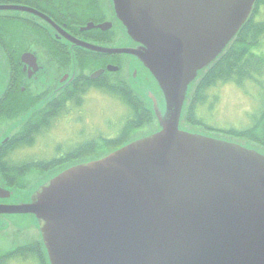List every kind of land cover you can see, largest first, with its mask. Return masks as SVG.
<instances>
[{
  "label": "water",
  "instance_id": "1",
  "mask_svg": "<svg viewBox=\"0 0 264 264\" xmlns=\"http://www.w3.org/2000/svg\"><path fill=\"white\" fill-rule=\"evenodd\" d=\"M111 2L128 44L84 46L130 57L128 83L156 128L0 204V230L36 226L47 264H264V147L183 123L256 0ZM10 9L31 11L0 5ZM20 191L0 187V199Z\"/></svg>",
  "mask_w": 264,
  "mask_h": 264
},
{
  "label": "flooded vegetation",
  "instance_id": "2",
  "mask_svg": "<svg viewBox=\"0 0 264 264\" xmlns=\"http://www.w3.org/2000/svg\"><path fill=\"white\" fill-rule=\"evenodd\" d=\"M0 5L31 10H0V66L7 65L9 72L8 85L0 92V122L5 121L0 131V187L25 190L41 173L60 165L55 163L73 149L96 138L88 137L78 146L53 152L49 157L34 152V156L17 159V151L33 149L41 140H48L46 133L54 122L66 113L73 114L76 102L89 92L100 90L87 87L82 80L128 87L132 60L122 53L84 46L111 48L128 44L125 27L111 0H0ZM80 84H85L81 89L88 90L77 89ZM52 139L59 140L57 136ZM31 175L38 177L30 184L24 177ZM0 204H11V200L1 198ZM37 231L36 228L35 237ZM20 247L11 244L3 250L12 252Z\"/></svg>",
  "mask_w": 264,
  "mask_h": 264
},
{
  "label": "rangeland",
  "instance_id": "3",
  "mask_svg": "<svg viewBox=\"0 0 264 264\" xmlns=\"http://www.w3.org/2000/svg\"><path fill=\"white\" fill-rule=\"evenodd\" d=\"M257 19L264 21V6L260 8ZM0 74V89L1 86L4 89L8 85L9 72L7 65L1 66ZM259 79V83L248 82L243 88L236 86L234 83H219L214 87L208 88L205 92L208 95L206 102L203 106L201 105L197 116L207 126L212 127L215 133L230 129H245L253 126L256 120L260 116L262 117L261 113L264 111V81L261 78ZM131 112L130 108L120 98L118 99L114 95L101 90H92L76 105L73 114L66 113V115L61 117V120L51 125L46 133L49 136L48 140H41V143L37 142L38 144L33 149H21L17 151L15 156L17 159H21V157L34 156L31 153L37 152L39 154H34L49 157L53 152L62 151V149L69 150L73 146H78L84 139L87 141L88 137L89 139L99 138V136L114 138L124 126ZM152 121H150V125L148 124L146 127L134 132L131 135L132 139L146 135L149 131L155 129V124L153 125ZM4 122H0V131L5 128ZM53 136H57L59 140L55 141L52 139ZM111 149L107 148L106 152ZM104 152L103 150L102 152L93 153L89 158L96 159L97 156L103 155ZM56 167L50 169L48 172L58 170ZM45 174V172L41 173L39 177L35 175L25 176L24 180L30 183L35 177H38L37 180H39ZM39 184L40 182L38 184L36 183L33 186V190ZM28 193V190H21L17 193L18 196L11 200V203L27 200ZM6 217H12L14 220L21 219L22 221H27L30 216L9 215ZM35 229V227L32 228L30 226L27 229H21L17 233V227L11 226L6 230H0V253L5 252L6 250L3 249L9 248L11 244L18 247L21 246L20 248H22L23 245L30 243L33 235H35ZM15 261H18L15 264H38L36 260L28 255L18 256Z\"/></svg>",
  "mask_w": 264,
  "mask_h": 264
},
{
  "label": "trees",
  "instance_id": "4",
  "mask_svg": "<svg viewBox=\"0 0 264 264\" xmlns=\"http://www.w3.org/2000/svg\"><path fill=\"white\" fill-rule=\"evenodd\" d=\"M262 6H264V0H256L249 18L227 46L223 54L219 56L208 69L201 73L194 84L186 105L183 115L184 124L195 128H206L207 130L214 131L212 127L207 126L205 122L197 116V112L201 105L203 106L206 102L208 95H206L205 92L207 89L219 83H234L236 86L243 88L248 82L259 83V78L264 81V21H259L257 19ZM82 81L81 83H86L87 87L96 86L97 89H103L109 91L114 96H118L132 112L117 138H103L101 140L82 144L75 150L73 149L62 161H57L56 163L54 161L56 165L60 164L66 167L68 164L75 161V159L81 158L86 154L98 153L103 150L106 151L107 148H117L124 144L134 132L146 127L150 121L153 120V125L155 124L153 113L145 107L143 100L134 94L129 87L120 84L109 86L104 81L100 83ZM83 85L85 84H80L77 86V89L85 90L86 88L81 89ZM82 99L83 98L77 101L76 105H78ZM222 133L244 138L264 146V111L262 112V117L260 116L253 126L245 129H230L222 131ZM18 231H21V229H17L16 232L18 233ZM22 255L30 256L32 259L36 260L38 264H47L38 231L37 237L33 235L31 242L24 247L18 248L12 252L0 253V264H15L18 262L15 261L17 257Z\"/></svg>",
  "mask_w": 264,
  "mask_h": 264
}]
</instances>
